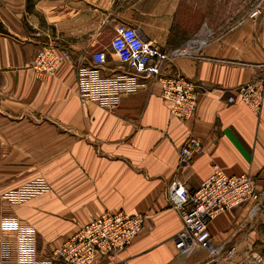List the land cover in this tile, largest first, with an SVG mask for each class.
<instances>
[{"label":"crops","instance_id":"crops-1","mask_svg":"<svg viewBox=\"0 0 264 264\" xmlns=\"http://www.w3.org/2000/svg\"><path fill=\"white\" fill-rule=\"evenodd\" d=\"M140 1L127 10L125 0H0V219L16 217L35 229L36 264H57L55 251L104 213L143 216V225L128 247L99 264H264V213L251 214V202L209 223L219 249L211 257L175 249L182 223L167 197L171 186L194 191L215 166L228 176H251L264 191V94L259 116L228 102L233 89L264 74V5L257 18L208 40L199 57L165 64L162 76L198 87L191 122L170 115L154 79L113 110L81 108L76 71L94 51H108L118 24L166 52L194 36L179 28L175 13L142 12ZM42 43L69 55L46 79L31 69ZM102 72L123 68L113 60ZM190 136L203 152L182 166L178 152ZM35 179L48 190L21 202L10 198ZM14 253V235L0 231V264H16Z\"/></svg>","mask_w":264,"mask_h":264},{"label":"built area","instance_id":"built-area-1","mask_svg":"<svg viewBox=\"0 0 264 264\" xmlns=\"http://www.w3.org/2000/svg\"><path fill=\"white\" fill-rule=\"evenodd\" d=\"M262 12L263 7H259L250 18L255 19ZM208 40L206 33L201 32L184 46L166 52L144 41L138 30L118 24L108 51H94L90 63L76 71L81 108L94 103L102 109L113 110L123 95L144 90L148 81L154 79L159 85L160 98L170 105V115L181 122H191L198 97L197 85L181 76L164 77L162 70L165 64H171L180 57H199ZM68 58L67 52L62 51L58 55L49 45L42 43L31 69L46 79L54 76ZM113 60L123 68V72L106 77L102 71ZM233 93L235 95L228 98L229 103L239 101L253 115L259 116L264 74L236 87ZM202 152L201 142L188 137L178 152L180 165L187 166ZM47 190L42 180L35 179L10 198L21 202ZM167 197L182 223L181 231L174 238L175 249L179 252L198 249L211 257L218 256L219 249L213 246L208 229L213 219L248 202L252 203L251 214L264 213V191L257 190L255 179L249 175L228 176L216 166L194 191L171 186L167 189ZM142 225L143 216L104 213L80 227L65 241L55 251V260L57 264H99L103 258L116 256L128 247L141 233ZM0 231L14 235L16 264H36L37 234L33 227L22 225L16 217H2Z\"/></svg>","mask_w":264,"mask_h":264},{"label":"rangeland","instance_id":"rangeland-1","mask_svg":"<svg viewBox=\"0 0 264 264\" xmlns=\"http://www.w3.org/2000/svg\"><path fill=\"white\" fill-rule=\"evenodd\" d=\"M133 2L135 0H125L127 10L133 7ZM263 5L264 0H141L138 7L142 12L162 14L159 17L171 11L175 13L174 20L179 28L185 26L193 29V37L204 32L210 41L228 32ZM139 18L143 26L149 28L150 21L145 19V14ZM128 27L135 29L133 26ZM145 32L149 33L150 30Z\"/></svg>","mask_w":264,"mask_h":264}]
</instances>
